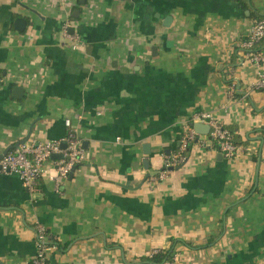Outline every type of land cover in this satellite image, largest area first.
Here are the masks:
<instances>
[{"label":"crops","instance_id":"crops-1","mask_svg":"<svg viewBox=\"0 0 264 264\" xmlns=\"http://www.w3.org/2000/svg\"><path fill=\"white\" fill-rule=\"evenodd\" d=\"M82 1L0 0V155L30 133L65 138L67 120L85 151L72 179L50 171L33 194L0 175V264H31L37 224L54 264H145L170 248L167 264H264V92L250 91L264 65L234 59L264 0ZM203 113L241 154L227 160L202 135L152 185Z\"/></svg>","mask_w":264,"mask_h":264},{"label":"built area","instance_id":"built-area-1","mask_svg":"<svg viewBox=\"0 0 264 264\" xmlns=\"http://www.w3.org/2000/svg\"><path fill=\"white\" fill-rule=\"evenodd\" d=\"M62 5H68L70 2L78 0H57ZM70 37V36H69ZM264 39V20L253 23L250 34L238 45V54L245 60L257 67L264 65V53L255 51V46ZM79 46V41L75 47ZM3 76L0 73V84ZM240 89L234 81L228 86V93L231 98L235 97ZM250 91L264 92V73H260L256 83L250 88ZM244 94V93H243ZM197 122L206 124L210 127L208 137L210 141L217 143L218 151L227 160L236 159L241 154V148L233 142L232 132L216 121L209 113H203L197 117ZM68 129L65 138L53 141H27L9 151L0 160V175H17L24 188L31 194L35 193L40 185V181L49 176L53 171L56 181L65 180L70 174L80 166L85 159L83 144L74 130L70 120L65 122ZM202 136V135H201ZM200 135L194 128L188 126L185 129L179 148L168 157L163 170L158 171L150 177L152 185L165 180L172 171L186 165L188 157L186 153L195 145L200 144ZM67 145L66 149L62 144ZM202 145V144H200ZM54 155H63L61 160H53ZM35 242L37 252L32 260V264H54L50 261V252L57 248L53 245L51 234L42 224L35 226Z\"/></svg>","mask_w":264,"mask_h":264},{"label":"trees","instance_id":"trees-1","mask_svg":"<svg viewBox=\"0 0 264 264\" xmlns=\"http://www.w3.org/2000/svg\"><path fill=\"white\" fill-rule=\"evenodd\" d=\"M238 1L241 3V6L243 8H245V9L251 6V3H250L249 0H248L249 2L247 0H246V2L244 0H238ZM250 13H251V19H252L253 23H257L259 21H263L264 20V16L259 14L256 11H253L252 8L250 9ZM255 51H257L259 53H264V39L262 41H260L258 44H256ZM237 52H239L238 49H237L236 53L234 54V59H236V57L238 55ZM231 65L233 67H236V65L234 63L231 64ZM231 82L232 81H230L228 83L231 84ZM229 130L232 132L234 144L239 147L240 144H242V143L239 140V138L237 137V134L233 130H231V129H229ZM263 133H264V131H263ZM212 143L214 144V148L218 149L217 143H214V142H212ZM190 150L191 149H189L188 152L186 153L187 157L189 156V151ZM213 242L214 241H210L209 244L211 245V244H213ZM53 245H55L56 247L58 246L56 242L55 243L53 242ZM207 246H209V245H207ZM172 251H173L172 248H170L167 251L159 250L157 252L152 253L150 256L145 257L144 259H142V262L145 263V264H167V263H170L173 260ZM31 264H32V262H31Z\"/></svg>","mask_w":264,"mask_h":264},{"label":"water","instance_id":"water-1","mask_svg":"<svg viewBox=\"0 0 264 264\" xmlns=\"http://www.w3.org/2000/svg\"><path fill=\"white\" fill-rule=\"evenodd\" d=\"M82 4H85V1L83 0L82 1ZM80 16V11H76L75 13H74V17L75 18H78ZM167 21L168 22H170L171 21V19H170V17L167 19ZM26 28H27V20L26 19H24V18H18L16 21H15V29H16V31H18V32H20V33H24L25 32V30H26ZM0 86H1V84H0ZM13 95H14V98L15 99H22L23 97H24V95H25V92H24V88L23 87H17V88H15V90H14V92H13ZM191 127L192 128H194V130H195V132L198 134V135H208L209 133H210V127L208 126V125H204V124H201V123H196V124H192L191 125ZM30 135H31V133H30ZM30 135H29V137L26 139V140H24V141H22V142H20V143H18L17 145H15L14 147H10V148H8L3 154H1L0 155V160L9 152V151H11L13 148H15V147H17L18 145H20L21 143H25V142H27V141H29V139H30ZM66 147H67V145L65 144V143H63L62 144V148L63 149H66ZM149 149V146L148 145H146V147H145V149ZM150 153H151V151L150 150H145V154L148 156V155H150ZM170 153V152H169ZM52 159L53 160H61V159H63V155H54L53 157H52ZM144 165H145V170L146 171H150V167H149V161L148 160H146L145 162H144ZM78 169V167L70 174V179H72V177L74 176V173H75V171ZM150 177V173H148L147 174V178H149Z\"/></svg>","mask_w":264,"mask_h":264}]
</instances>
